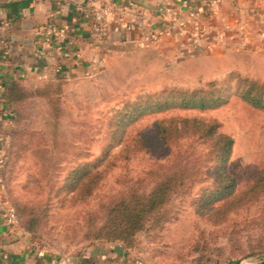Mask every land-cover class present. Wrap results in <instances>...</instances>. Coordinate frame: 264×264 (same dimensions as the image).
<instances>
[{"label": "rangeland", "instance_id": "374dc122", "mask_svg": "<svg viewBox=\"0 0 264 264\" xmlns=\"http://www.w3.org/2000/svg\"><path fill=\"white\" fill-rule=\"evenodd\" d=\"M172 44L120 56L90 73L59 76L31 86L40 87L41 93L20 104L19 119L8 127L10 160L3 196L21 213V227L40 247L85 252L99 242H119L146 264L264 260V193L231 210L218 202L211 213L197 211L193 199L214 180L212 161L205 159L187 173L188 179L143 229L127 240L104 234L111 201L133 190L148 193L165 174L180 165H192L195 154L191 152L207 151L190 135L129 157L115 146L107 160L97 162L110 139L111 118L118 108L142 93L169 86H201L233 70L264 81V50H176ZM171 115L221 121V129L235 139L228 170L237 177L238 191L264 169V109L234 96L217 108H175L147 115L131 129H150L158 119ZM87 161L98 163L92 169L96 182L88 195V185L70 190L66 182L72 169ZM101 170L103 174L98 173Z\"/></svg>", "mask_w": 264, "mask_h": 264}, {"label": "crops", "instance_id": "0c3cea01", "mask_svg": "<svg viewBox=\"0 0 264 264\" xmlns=\"http://www.w3.org/2000/svg\"><path fill=\"white\" fill-rule=\"evenodd\" d=\"M101 1L0 0V146L13 121L5 100L12 80L31 87L90 73L147 47L165 49L166 42L176 50H264V0H222L214 12L204 9L200 17L194 12L203 10L204 0H108L115 14L105 38L95 31L92 15L78 9L81 3L99 6ZM0 264L146 263L119 242H99L85 252L48 250L0 215Z\"/></svg>", "mask_w": 264, "mask_h": 264}, {"label": "trees", "instance_id": "16d2710c", "mask_svg": "<svg viewBox=\"0 0 264 264\" xmlns=\"http://www.w3.org/2000/svg\"><path fill=\"white\" fill-rule=\"evenodd\" d=\"M40 93V87L34 90L20 80L10 81L5 100L10 105L12 119H19L22 102ZM234 96L241 97L255 108L264 109V81L233 70L224 78L210 79L201 86H169L139 94L116 110L110 122V139L97 162L107 160L115 146H121L120 152L124 157H129L142 150L162 148L178 138L190 135L196 136L205 144L207 151L198 154L191 152V155L195 154L192 165H180L165 174L148 193L133 190L129 195L111 201L104 225V234L107 237L127 240L143 229L148 221L155 218V214L175 193L177 187L188 179L187 173L203 159L212 161L214 180L211 186L203 189L193 199L197 211L211 213L215 211L218 202L222 203V208L231 210L243 203L256 200L264 193V169L249 181L243 190H237V177L228 170L235 139L221 129V121L217 117L171 115L158 119L150 129L137 132L131 129L147 115L175 108L202 110L217 108L229 103ZM97 165L98 163L87 161L74 167L66 181L70 190L88 185L86 193L84 190L83 192L86 195L90 194L92 191L90 185L96 182L92 169ZM103 171L98 173L103 174ZM18 213L21 218V213L19 211Z\"/></svg>", "mask_w": 264, "mask_h": 264}, {"label": "built area", "instance_id": "2783aa9c", "mask_svg": "<svg viewBox=\"0 0 264 264\" xmlns=\"http://www.w3.org/2000/svg\"><path fill=\"white\" fill-rule=\"evenodd\" d=\"M204 1L205 7L203 10L199 9L195 11V16L200 17L204 9L208 12H214L217 8H219L222 0ZM78 9L92 15L94 19V29L100 38H105L108 35L107 23L110 17L115 14V9L113 8L112 3H110L108 0H102L99 6H87L86 4L81 3L78 5ZM170 26V24L166 23L165 30H169ZM1 27L2 26L0 25V31ZM147 39L151 40V37H148ZM4 139L5 141L0 146V215L8 224H11L12 226H21V218L18 211L12 205H10L3 196L6 186L5 170L9 159L7 145L8 137Z\"/></svg>", "mask_w": 264, "mask_h": 264}]
</instances>
